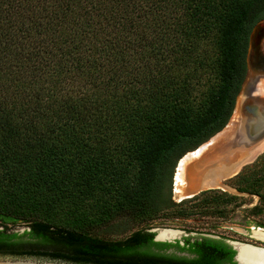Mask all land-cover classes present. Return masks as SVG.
Listing matches in <instances>:
<instances>
[{"label":"trees","instance_id":"1","mask_svg":"<svg viewBox=\"0 0 264 264\" xmlns=\"http://www.w3.org/2000/svg\"><path fill=\"white\" fill-rule=\"evenodd\" d=\"M263 20L264 0H0V256L233 263L221 241L149 228L195 214L217 228L243 195L264 212V153L228 181L241 195L172 198L179 160L228 125Z\"/></svg>","mask_w":264,"mask_h":264},{"label":"bare ground","instance_id":"2","mask_svg":"<svg viewBox=\"0 0 264 264\" xmlns=\"http://www.w3.org/2000/svg\"><path fill=\"white\" fill-rule=\"evenodd\" d=\"M250 77L251 71H249L244 91H246V87L251 81ZM260 78L263 77L260 76ZM234 121L235 112L226 130L233 126ZM226 130L224 129V131ZM237 130L238 129H236L234 133H236ZM234 135L235 134H231L229 139ZM214 141L215 138L211 139L208 143L202 145L197 151L189 153L180 161L176 172L174 186L175 193L178 197H190L202 189L219 187V181L222 177H229L237 174L243 165L252 162L264 150V143H262L253 148L247 154L242 156L233 155L232 152L227 151L229 143L224 147L220 146L219 143L218 145L213 146ZM209 145L210 147H213L207 152L206 148L209 147ZM207 161L211 162V164H208ZM185 179L188 180L184 182ZM157 232L160 240H175L182 235L181 233L172 230H158ZM253 238L264 242V231L262 229H255V231H253ZM232 244L239 252V257L242 262L249 264H264V250L240 243Z\"/></svg>","mask_w":264,"mask_h":264},{"label":"rangeland","instance_id":"3","mask_svg":"<svg viewBox=\"0 0 264 264\" xmlns=\"http://www.w3.org/2000/svg\"><path fill=\"white\" fill-rule=\"evenodd\" d=\"M261 27L262 28L264 27L263 21H260L259 24H257L256 27H254L252 32L256 33ZM260 36L262 37V40H264V29L260 30ZM262 49H264V47ZM248 50L250 52L253 50L251 44H250V47ZM248 75H249V73H248ZM247 79H248V77H247ZM253 83H255L256 85H264V77L254 80ZM245 85H246V82H245L244 86ZM248 85H249V83H248ZM248 85H247V87H248ZM244 86H243L242 92L240 93V95L237 99V105H236V108L234 110L235 121H234L233 126L229 127L226 130V128L228 127V125H227L225 127L226 131L223 130L224 133L220 132L218 135H216L214 137L215 141H214L213 146L218 145V143L222 147L226 146L229 143V140H230L229 138H230L231 134H233L235 132V130L238 128V124L240 123V121H242L241 120V109H242V104H243V95H245L244 93H246V91H244ZM247 87H246V89H247ZM234 112H233V115H234ZM233 115H232V117H233ZM229 123H230V121H229ZM214 138H212V139H214ZM262 143H264V141L261 142L260 144H258L257 146L261 145ZM213 146L210 147V145H209V147L206 148V151L207 152L210 151ZM257 146H255V147H257ZM255 147H253V148H255ZM252 149H250L249 151H251ZM249 151H247L245 153H241V154H239V156L247 154ZM261 153H264V150ZM250 163H246L245 165L250 164ZM209 164H211V163H209ZM245 165H243V166H245ZM241 169H240V171H241ZM175 172H176V169H175ZM233 176L222 177V179H220V181H219V187H212L209 189H222L228 193L237 195L235 190L232 187L228 186V181L231 179L230 177H233ZM187 180L188 179H185L184 182H186ZM174 186H175V173H174V177H173L172 198L175 202L179 203V200L183 199V198H180L176 195ZM204 190H208V189H202L201 191H204ZM201 191H199V192H201ZM243 196L248 197V201L246 202V203H248V205L244 206L243 208L237 209V211L235 213L230 214L227 218H222V220L219 221V226L217 228H212V226L214 225L213 224L214 221L211 218L204 217L205 215L195 214L193 216L182 217V218H175V217L174 218H172V217L171 218H162V219L157 220L152 225V227L149 229H150V231L153 230L152 232H154V233H157L154 230L158 231V229H160V230H162V229H175V230H179L185 234H187L188 232L195 233V234H193V236H197L198 233H206L208 235H213L216 237L227 238V239H237V238H240V239L249 238L250 239V233L247 229L250 226V222L255 221V223L257 222V223L264 224V212L260 215H253V213L247 212L246 209L256 206L258 204L259 200L255 196H246V195H243ZM230 209H232V208H230ZM118 225H120V222H116L112 226L116 227ZM26 229H27L26 226H19V227H16L14 229V231H18L19 233H23ZM127 229H129V228H127ZM136 229H138V228L131 227L130 231L125 232V230H122V231H120V233L122 235L127 236L131 231H134ZM108 232H110V231H108ZM112 233H114V232H112ZM100 235L102 236L105 234L103 232H100ZM189 235L190 234H188V236ZM181 237H183V236H181ZM181 239H183V238H181ZM171 241H173V240H171ZM167 242H169V241H167Z\"/></svg>","mask_w":264,"mask_h":264},{"label":"flooded vegetation","instance_id":"4","mask_svg":"<svg viewBox=\"0 0 264 264\" xmlns=\"http://www.w3.org/2000/svg\"><path fill=\"white\" fill-rule=\"evenodd\" d=\"M263 47H264V44H263ZM249 71H251V77H250L251 81H250V83L246 89V93H244L245 95H243V104H242V109H241V120L242 121L240 123L241 124H243V123L249 124L250 122L256 121V125L258 126L260 123L258 122V119L256 118L255 114L257 113V111L258 112L262 111V113L264 112V85L257 86L255 84L256 82L253 83V81L260 78V76L264 77V49H262L261 52H259L258 54H256V53L254 54V50H252L251 52L250 51L247 52V71H246V75H245L244 82L242 84V88H241L240 93L243 90V86L247 80ZM240 93H239V95H240ZM236 105H237V100H236ZM236 105H235V108H236ZM240 123L238 124V127L240 126ZM233 134H235V133H233ZM257 137L258 136L254 133V134H252L250 139L252 140V139L257 138ZM246 196H249V195H246ZM243 197H245V196H243ZM255 197H257V196H255ZM245 198H248V197H245ZM258 200H259V198H258ZM246 205H248V203H245L240 208H243ZM240 208H238V209H240ZM251 208H253V207H251ZM248 209H250V208H248ZM247 229L250 233V239L249 238L227 239V238L216 237L213 235H208L206 233H198L197 236H193V234H195V233L188 232L187 234L181 233L182 235H180V237L183 236V237H181L183 239H181L179 237L181 240L178 238V239H175L171 242H167V241H156V237L158 236V232L156 231L157 233H155L156 235H155L154 241L163 242V243H171L174 245H176V243L179 242L181 246H184L186 244L187 239H189L191 242H195L196 240H201L202 238L214 239L216 241L223 242L225 245H228L233 250H235L236 254L233 258V263L239 264L236 260V256L238 254V251L234 248V245L232 243H240V244L249 245V246L251 245V246H254L257 248H264V242L257 241L256 239L253 238V231H255V229L264 230V226H259L257 222L255 223V221H251L250 226ZM188 234H190V235L188 236ZM167 253L177 254L180 256H187V257H191V258L194 257V255H190L187 252L180 253L177 251L176 248L168 249ZM233 263L227 262L226 264H233Z\"/></svg>","mask_w":264,"mask_h":264},{"label":"water","instance_id":"5","mask_svg":"<svg viewBox=\"0 0 264 264\" xmlns=\"http://www.w3.org/2000/svg\"><path fill=\"white\" fill-rule=\"evenodd\" d=\"M263 22H264V20H263ZM259 24V23H258ZM257 26V25H256ZM255 26V27H256ZM263 30L264 29V27L262 28H260L256 33H254V32H252V34H251V37H250V44H251V46H252V49L254 50V54L256 53V54H258L259 52H261V49L263 48V44H264V40H262V37L260 36V30ZM250 44H249V46H250ZM239 97V96H238ZM238 97H237V99H238ZM256 115V118L258 119V122L260 123L258 126L256 125V121H254V122H250L249 124H245V123H243V124H241L240 123V126L238 127V130H237V132L235 133V135L234 136H232L231 137V139H230V141H229V144H228V149H227V151H230V152H232V154L233 155H239V153H245V152H247V151H249L250 149H252L253 147H255V146H257L258 144H260L262 141H264V112L262 113V111L261 112H258L257 111V113L255 114ZM223 131V130H222ZM221 131V132H222ZM220 133V132H219ZM218 133V134H219ZM256 134L258 137L257 138H254V139H250L251 138V136H252V134ZM217 134V135H218ZM216 136V135H215ZM214 136V137H215ZM214 137H212V138H214ZM211 138V139H212ZM210 139V140H211ZM209 140V141H210ZM209 141H207L206 143H208ZM206 143H204V144H206ZM203 144V145H204ZM202 146V145H201ZM200 146V147H201ZM199 147V148H200ZM198 148V149H199ZM197 149V150H198ZM197 150H195V151H197ZM195 151H192V152H189V153H194ZM189 153H187V154H189ZM186 154V155H187ZM262 154V153H261ZM260 154V155H261ZM185 155V156H186ZM232 155V156H233ZM259 155V156H260ZM185 156H183V157H185ZM258 156V157H259ZM182 157V158H183ZM257 157V158H258ZM181 158V159H182ZM256 158V159H257ZM180 159V160H181ZM255 159V160H256ZM180 160H179V163H178V165H177V167H176V172H177V168H178V166H179V164H180ZM254 160V161H255ZM253 161V162H254ZM253 162H251V163H253ZM207 163L209 164V163H211V162H209V161H207ZM250 163V164H251ZM248 165V164H247ZM246 166V165H245ZM244 167V166H243ZM242 167V168H243ZM242 170V169H241ZM176 172H175V177H176ZM239 173V172H238ZM237 173V174H238ZM236 174V175H237ZM236 175H234V176H236ZM233 176V177H234ZM230 178H232V177H230ZM202 192V191H201ZM235 192H236V194L237 195H241V194H239L236 190H235ZM200 193V192H199ZM199 193H196V194H194V195H192V196H190V197H185V198H183V199H180L179 200V202H181L182 200H184V199H186V198H191V197H193V196H195V195H197V194H199ZM158 230H160V229H158ZM162 230H172V231H177V232H179V233H182L183 234V232H181V231H179V230H175V229H162ZM153 231V230H152ZM155 232L157 231V230H154ZM156 241H169V242H171V240H160L159 238H158V236L156 237ZM251 246V245H250ZM251 247H254V246H251ZM254 248H257V247H254ZM236 249V248H235ZM257 249H262V250H264V248H257ZM237 250V249H236ZM236 260H237V262L239 263V264H249V263H245V262H242L241 260H240V257H239V252H238V254H237V256H236ZM0 264H68V263H65V262H60V261H52V260H45V259H38V258H34V257H11V256H0Z\"/></svg>","mask_w":264,"mask_h":264}]
</instances>
